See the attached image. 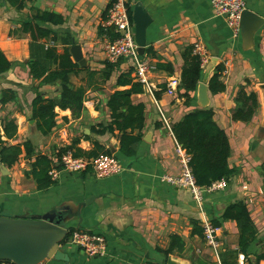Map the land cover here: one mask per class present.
Listing matches in <instances>:
<instances>
[{
  "label": "crops",
  "instance_id": "obj_1",
  "mask_svg": "<svg viewBox=\"0 0 264 264\" xmlns=\"http://www.w3.org/2000/svg\"><path fill=\"white\" fill-rule=\"evenodd\" d=\"M135 1H140L151 17L146 27L142 57L151 66L147 76L153 95L144 87L142 92L131 95L133 103H142L145 107L144 128L134 154L125 156L119 151L116 130L97 134L94 128L110 122L106 105L109 95L115 90L128 88L116 85L118 76L131 69V77L136 81L129 59L111 62L116 63V67L110 77L105 81L98 79L87 87L84 109L78 118L74 119L69 109L55 107L56 125L48 135H42L35 125L29 124L32 119L31 101L36 95L34 87L38 81L29 73L27 62L31 60V40L22 32L20 24L35 9L61 15L62 24H41L56 34L55 41L48 39L45 44L62 50L74 42L81 46L86 61L82 68L101 71L105 62H109L105 44L106 40H111V30H106L103 24L110 0H33L24 2L22 9L0 0V50L12 64L6 73L0 75V92L11 88L16 93L14 101L4 106L0 104V109L7 111L0 120L9 117L17 123L16 135L6 139L8 144L22 147L28 141L32 151L27 155L22 150L18 161L11 167L0 163V210L7 209L14 216L39 215L55 206L74 211L78 204L84 202L80 208V219L75 217L68 222L69 230L82 229L102 235L106 251L101 256H90L69 242L61 243L60 248L67 254L68 262L50 258V264L163 263L167 258L162 251L168 248L171 235H178L184 242L182 252L174 250L169 254L180 264H221V256L231 263L226 253L238 248V227L233 220L215 218V213H218L215 207L222 212L227 205L242 201L247 206L256 236L248 247V255L239 253L236 263L254 264L256 255L264 250V190L260 169L264 162V134L259 136L264 111L257 89V85L264 82V24L254 34L251 47L245 49L240 32L233 31L225 17L214 12L210 0ZM244 2L245 9L264 17V0ZM195 43H200L206 54L198 82L204 80L208 84L216 66H223L220 79L225 90L217 94L208 90L209 104L206 108L213 110L215 122L228 136V165L234 169L223 189L203 192L204 215L209 220L220 221L217 253L205 244L203 236L192 234L194 222L200 225L202 212L191 192L162 180L164 175L180 174L181 165L175 151L177 142L162 121L160 112L172 126L185 114L201 108L197 102V89L191 93L189 103L179 96L178 89L182 52ZM211 57L218 60L212 63L208 75L206 67L211 63ZM158 64L169 69L159 68ZM173 78L178 83L173 93H169L165 88ZM70 83L87 86L86 73L70 76ZM241 86L248 92L255 91L258 97V109L248 123L231 118ZM60 87V83L44 84L38 87V91L48 98L57 99ZM74 138L80 139L78 146L85 151L92 148L93 142L99 143L103 151L109 150L110 154L114 150L113 155L122 162L123 170L116 175L98 178L90 169L72 173L60 167L52 185L37 189L29 174L35 157L47 155L52 168L59 161V149ZM260 264H264V260Z\"/></svg>",
  "mask_w": 264,
  "mask_h": 264
},
{
  "label": "trees",
  "instance_id": "obj_2",
  "mask_svg": "<svg viewBox=\"0 0 264 264\" xmlns=\"http://www.w3.org/2000/svg\"><path fill=\"white\" fill-rule=\"evenodd\" d=\"M33 0H6L10 6L22 9L24 2ZM135 0H126L128 13L131 18V5ZM114 0H110L107 11ZM132 22V21H131ZM63 23L61 15L45 10L35 9L34 13L29 14L28 18L20 24L23 33L30 37V55L31 60L27 62L29 73L38 83L34 87L35 97L31 101V118L35 120L36 129L42 135H48L56 125L57 113L55 107L60 109H69L71 116L76 119L84 109L83 100L87 87L96 80H107L116 63L105 62V67L101 71H93L89 68H82L72 60L67 47L58 50L55 45H47L48 39L56 40L51 28L44 27L41 24L59 25ZM110 39L113 40L116 35L110 31ZM65 44L68 40L64 39ZM183 66L180 75L179 96L185 103L191 100V93L197 89L198 81L202 71V59L199 55L193 53V47L187 46L182 52ZM11 62L0 50V75L6 73L11 68ZM159 68L169 69L166 65L158 64ZM223 66L217 65L214 73L208 80V90L211 94L221 93L225 90V84L221 81ZM82 72L87 75V86H76L70 83V76H79ZM171 72V69L169 70ZM96 75H98L96 77ZM60 83V93L57 99L44 96L38 91V87L44 84ZM117 86H128V88L115 90L109 95L107 108L109 110L110 122L107 125L100 124L94 128L97 134L117 131L119 151L125 156L134 154L135 145L142 139V130L144 128V105L142 103H133L131 95L143 91V85L136 82L131 77V69L121 73L116 82ZM167 89V88H165ZM158 96V92L155 93ZM16 93L11 88L2 89L0 92V104L2 106L14 101ZM235 108L232 111L231 118L237 122L248 123L255 115L259 103L255 91H246L241 86L235 97ZM17 123L14 118L5 117L0 120V163L11 167L19 159L22 150L27 155L31 154V143L25 141L21 145L8 144L9 140L16 135ZM171 132L176 142L184 149L189 156V165L196 183L201 187H208L215 181L224 180L228 182L234 169L228 165L230 155V143L226 132L220 128L214 120V112L211 108H198L185 114L182 119L172 124ZM5 138V139H4ZM79 138L62 147L57 152L60 158L61 154L71 151L76 157H97L101 154H110L109 150H102L99 143L93 142L91 149L85 151L81 149ZM51 160L45 154H39L30 165L29 174L36 182L37 189L43 190L54 183L49 175ZM263 175L264 190V162L261 165ZM222 220H233L238 227V248L234 251H227L231 263L221 256V264H237L236 258L239 253L247 256V250L256 236V229L250 218L249 211L244 202L239 201L226 206ZM214 226H220L219 219H212ZM192 234L202 237V227L194 222ZM73 229L63 239L66 243ZM184 242L178 235L170 236V243L167 249L163 250L166 256L176 252H182ZM254 264H260L264 260V250L256 255ZM145 264H166L158 262H146Z\"/></svg>",
  "mask_w": 264,
  "mask_h": 264
},
{
  "label": "built area",
  "instance_id": "obj_3",
  "mask_svg": "<svg viewBox=\"0 0 264 264\" xmlns=\"http://www.w3.org/2000/svg\"><path fill=\"white\" fill-rule=\"evenodd\" d=\"M210 2L214 12L217 15H223L229 27L238 33L240 14L245 9L244 0H210ZM103 27L106 30H111L116 35L113 40H106L105 54L109 62H116L123 58L129 59L133 65L135 80L141 83L148 93L153 95V88L147 76L151 66L137 51V45L134 40V29L129 17L126 0H114L107 11ZM193 53L199 55L203 62L206 61V54L200 43L193 44ZM177 83V79H171L167 85V92L173 93V89ZM160 116L171 132V126L168 125L162 112H160ZM175 151L181 165L180 174L175 176L164 175L162 180L179 188L188 189L191 192L198 208L202 212L200 226L202 227L205 244L217 253L220 227L214 226L211 220L204 215L203 192H213L223 189L225 181H215L208 187L199 186L192 174L188 154L178 143H176ZM60 167L72 173H81L90 169L96 177L103 178L119 174L123 170L124 165L113 154H101L97 157L88 158L76 157L71 151H66L61 154L58 163L53 165L49 171L52 180H56L58 168ZM68 242L90 256H101L106 251L105 238L98 233L87 230H73ZM49 259L44 260L40 264H50ZM0 264L14 263L1 260Z\"/></svg>",
  "mask_w": 264,
  "mask_h": 264
},
{
  "label": "water",
  "instance_id": "obj_4",
  "mask_svg": "<svg viewBox=\"0 0 264 264\" xmlns=\"http://www.w3.org/2000/svg\"><path fill=\"white\" fill-rule=\"evenodd\" d=\"M132 20L134 23V40L140 55L145 51L146 27L151 22V17L140 1H135L132 9ZM264 24V17L244 9L240 14L239 32L243 41V47L248 49L253 43L254 34ZM73 61L80 67L85 66L81 46L72 43L67 47ZM216 57H211L206 72L211 73L212 63L217 62ZM260 100L264 111V82L257 85ZM197 102L201 108L209 104L208 84L200 81L197 85ZM35 125V120L29 121ZM264 134V123L259 128V136ZM114 153L112 150L111 154ZM5 169V167H3ZM84 202L78 204L76 210H69L63 206H55L44 213L33 215L30 213L22 216H14L7 209L0 210V261L6 260L14 264H40L48 258L68 262L67 254L60 245L69 232L68 222L77 217L80 219V208ZM215 207V218L222 217L224 211ZM166 264H180L168 255Z\"/></svg>",
  "mask_w": 264,
  "mask_h": 264
},
{
  "label": "rangeland",
  "instance_id": "obj_5",
  "mask_svg": "<svg viewBox=\"0 0 264 264\" xmlns=\"http://www.w3.org/2000/svg\"><path fill=\"white\" fill-rule=\"evenodd\" d=\"M7 113L6 109H0V119L2 118V116H4ZM27 125V123H26Z\"/></svg>",
  "mask_w": 264,
  "mask_h": 264
}]
</instances>
